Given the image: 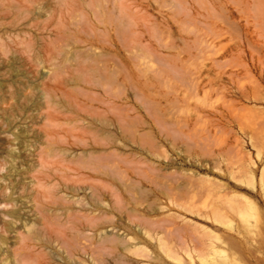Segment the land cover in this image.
Here are the masks:
<instances>
[{
    "label": "rangeland",
    "instance_id": "374dc122",
    "mask_svg": "<svg viewBox=\"0 0 264 264\" xmlns=\"http://www.w3.org/2000/svg\"><path fill=\"white\" fill-rule=\"evenodd\" d=\"M261 1L0 0V264H264Z\"/></svg>",
    "mask_w": 264,
    "mask_h": 264
},
{
    "label": "bare ground",
    "instance_id": "6f19581e",
    "mask_svg": "<svg viewBox=\"0 0 264 264\" xmlns=\"http://www.w3.org/2000/svg\"><path fill=\"white\" fill-rule=\"evenodd\" d=\"M259 1V0H257ZM261 1V0H260ZM262 4H264V1L262 0L261 1ZM264 9V8H263ZM263 11V10H262ZM261 12V11H260ZM262 14V16H261ZM259 13V18H264V11L263 13ZM264 22V21H263ZM246 25V24H244ZM241 28V27H239ZM246 29V28H245ZM248 32V31H247ZM244 33V32H243ZM242 35V34H241ZM247 37V36H246ZM248 40V39H247ZM246 40V41H247ZM242 41V40H240ZM244 41V40H243ZM250 42V40H249ZM246 43V42H245ZM248 43V42H247ZM240 44H243V42ZM255 44V43H254ZM252 45V44H251ZM250 45V46H251ZM248 46H249V43H248ZM263 47V45H262ZM240 48V47H239ZM190 119V118H189ZM189 124V123H188ZM251 201V200H250ZM249 201V203H250ZM252 207V206H251ZM254 209V208H253ZM251 210V209H250ZM254 211V210H253ZM220 238V237H219ZM230 242H233L232 239ZM198 243V242H197ZM199 244V243H198ZM207 245V244H206ZM160 248L164 249V252H166V245H159ZM194 246V245H193ZM205 244L202 245L201 247L198 246L196 243H195V246L194 248L192 249L188 243H183L182 245L180 246H177L178 248H174L173 247H168L169 248V251L170 253H173L176 257V260L179 262V263H182V258H181V255H180V252H185L189 257H190V262L189 264H211V259H209V257L207 258L206 256V252H210L211 249H214V250H211V252L209 254L207 253V255H209L212 259L215 258V254L218 253L220 254L221 256V250H218V248L216 247H212L211 249L207 248L209 251L206 250V247L204 248ZM208 246V245H207ZM141 246L138 245L137 246V243H132V242H128L126 241V239L124 237H120L119 238V246H118V257L124 259V261L127 262V264H133L132 260L133 258L129 257V254H136V255H142V256H145V257H149L151 259V261H155V260H161L164 262V264H174L172 263L167 257H165L161 252H158V253H153L151 252L148 248H140ZM204 249L206 252H204ZM141 251V252H140ZM193 252H196V254H194ZM232 258V257H231ZM230 257H223V261H227L228 259H231ZM214 260V259H213Z\"/></svg>",
    "mask_w": 264,
    "mask_h": 264
}]
</instances>
